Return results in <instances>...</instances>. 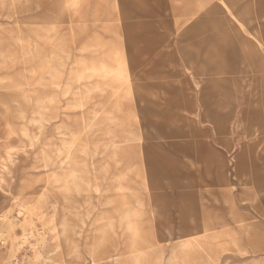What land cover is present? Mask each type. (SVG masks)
Here are the masks:
<instances>
[{
    "label": "rangeland",
    "instance_id": "rangeland-1",
    "mask_svg": "<svg viewBox=\"0 0 264 264\" xmlns=\"http://www.w3.org/2000/svg\"><path fill=\"white\" fill-rule=\"evenodd\" d=\"M0 264H264V0H0Z\"/></svg>",
    "mask_w": 264,
    "mask_h": 264
},
{
    "label": "bare ground",
    "instance_id": "bare-ground-1",
    "mask_svg": "<svg viewBox=\"0 0 264 264\" xmlns=\"http://www.w3.org/2000/svg\"><path fill=\"white\" fill-rule=\"evenodd\" d=\"M238 4V3H237ZM239 125V124H238ZM161 208V207H160ZM152 210V209H151ZM161 210V209H160ZM150 246V245H149ZM158 250V249H157Z\"/></svg>",
    "mask_w": 264,
    "mask_h": 264
}]
</instances>
